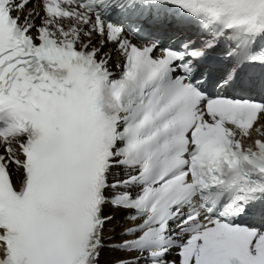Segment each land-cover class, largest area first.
<instances>
[{"label": "snow or ice", "instance_id": "snow-or-ice-1", "mask_svg": "<svg viewBox=\"0 0 264 264\" xmlns=\"http://www.w3.org/2000/svg\"><path fill=\"white\" fill-rule=\"evenodd\" d=\"M105 251L264 264V0H0V264Z\"/></svg>", "mask_w": 264, "mask_h": 264}, {"label": "bare ground", "instance_id": "bare-ground-1", "mask_svg": "<svg viewBox=\"0 0 264 264\" xmlns=\"http://www.w3.org/2000/svg\"><path fill=\"white\" fill-rule=\"evenodd\" d=\"M111 254L110 253H108V252H104V256H103V262H104V264H105V261L108 259V257L110 256Z\"/></svg>", "mask_w": 264, "mask_h": 264}]
</instances>
